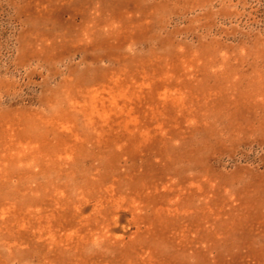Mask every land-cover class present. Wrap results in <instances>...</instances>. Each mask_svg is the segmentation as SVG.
I'll return each instance as SVG.
<instances>
[{"label":"rangeland","instance_id":"374dc122","mask_svg":"<svg viewBox=\"0 0 264 264\" xmlns=\"http://www.w3.org/2000/svg\"><path fill=\"white\" fill-rule=\"evenodd\" d=\"M0 264H264V0H0Z\"/></svg>","mask_w":264,"mask_h":264}]
</instances>
